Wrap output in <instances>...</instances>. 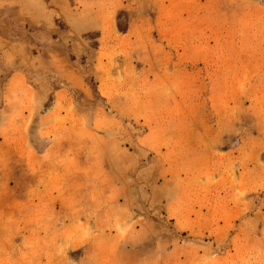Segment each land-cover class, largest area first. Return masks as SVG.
Returning a JSON list of instances; mask_svg holds the SVG:
<instances>
[{
  "label": "rangeland",
  "instance_id": "rangeland-1",
  "mask_svg": "<svg viewBox=\"0 0 264 264\" xmlns=\"http://www.w3.org/2000/svg\"><path fill=\"white\" fill-rule=\"evenodd\" d=\"M10 1L0 7L15 9L14 43L11 53L0 43V62L16 50L25 62L7 92L22 65L0 67V264H40L20 242L38 216L24 206L38 203L44 225L51 212L88 216L75 203L58 212L69 200L59 193L89 174L97 188L100 162L109 204L128 183L157 226L132 242L110 218L109 238L96 246L87 229L85 245L61 247L51 264H264V0ZM137 172L158 200L202 191L204 211L233 206L220 218L234 225L182 229L137 195ZM8 191L26 199L11 208Z\"/></svg>",
  "mask_w": 264,
  "mask_h": 264
},
{
  "label": "crops",
  "instance_id": "crops-1",
  "mask_svg": "<svg viewBox=\"0 0 264 264\" xmlns=\"http://www.w3.org/2000/svg\"><path fill=\"white\" fill-rule=\"evenodd\" d=\"M3 2H11L10 0H3ZM12 2H14L12 0ZM17 9V8H16ZM18 9L23 12V10L18 7ZM12 11L14 12L15 9H6L0 7V43H4L7 46L6 53L12 52L13 47V39L12 34L10 33V30L8 29L12 25ZM19 16H21V13H18ZM39 30H36L38 32ZM18 44V43H15ZM17 52V53H16ZM14 51V56L11 59H6L3 65L0 64L1 69H4L8 67L11 64L20 63L22 66L17 67V69L11 73V75L8 78L7 85H6V92L10 90L9 88V80H12L14 77H24V74L21 73V70L24 71L22 68L24 66L25 62V56L23 51L16 50ZM26 78V77H25ZM57 94H62L63 96H67V90L65 88H61L56 91ZM105 94V93H103ZM150 131V130H149ZM149 131L147 133H149ZM144 134L142 137L144 138L146 135ZM97 166H99V162L97 159H89L86 160L85 164H91L93 163ZM150 163V162H149ZM90 167H92L90 165ZM103 167H109L104 162H100V181L96 178H92V183H97V188H93L89 185V177H86L85 175H82L81 178H75L72 180L71 186H73L69 190H65L60 192L59 194L63 197H66V199L69 200H62L61 206L59 207L58 212H62L65 210V206L68 207L70 204L75 203L77 206H80L81 209L85 211V214L88 216L85 218L77 217L75 215H71L69 217V220H66L64 222H60V217L58 216L56 219H54L55 212L47 213L48 215L52 216V225H48V222L45 223L43 219L45 216H39V213H42V208H39V204L36 203L35 205H26L23 208H26L25 214L30 213H36L38 216H36V222L34 221H27V224H24L23 229L24 232H22V240L20 241L22 245H26L27 247H32L36 253H38L37 260L40 262V264H51V260L54 261V259L57 257V252L61 249V247H66L67 245L74 244L75 241L83 242L84 238L87 237V229L91 230V236L93 238L92 242H94L97 246L99 244L101 237L107 236L109 231L112 232V230H109V222H111L114 218V225L115 229L117 231H126L125 235H120V237L129 238L132 242H138V239L145 237L147 234H149L152 230L155 229L157 226V223L153 225L148 219L151 218L150 213L148 211L142 212L137 211L136 208L133 206L132 203V196L128 195V183H125L122 185L118 191V193H115L113 197L116 195L115 199H112L113 203H117V206L115 204H109L108 202V196H109V190L105 188V182L108 181L107 174L105 173L108 168ZM143 167V168H141ZM148 168V165H143L138 168V171L146 170ZM104 171V173H103ZM88 175V173H87ZM170 178V176H168ZM138 181V196H141L142 193H144V189L148 192V195L144 199H147L146 202H149L151 204L157 203L155 214L157 213V209H161V214L164 215L168 219H175L176 223H180L182 225V229H190L195 228V224L198 223L199 228L201 226L204 228L206 225L211 227V220L212 222V229L214 230V234H220L226 229H230L234 225V221H236L234 218H229V216L220 218L221 215L224 213H230L234 209L227 208L226 210L221 205H213L212 208L208 207L206 211H204V207H201L198 204V199L202 195V191L197 192H188L184 191L181 193V195H178L175 199L173 198H167L164 197L163 200L157 199V193L153 192V186L154 183L151 181H148L146 179H143L142 174H138L137 177ZM95 181V182H93ZM119 182V181H118ZM5 183V182H4ZM148 186V187H147ZM95 187V186H94ZM129 187H131L129 185ZM87 188V190L85 189ZM13 197H12V196ZM131 196V197H129ZM6 198L5 204H8L11 206V208H15V204L13 205V202L10 200H19L21 202L24 201L22 196L19 195H13L10 191H8L7 194L4 195ZM112 197V198H113ZM124 199V200H122ZM216 200V199H215ZM116 201V202H114ZM119 201V202H118ZM217 201V200H216ZM163 202V203H159ZM145 202L141 201V204L143 205ZM162 204V205H161ZM154 208V207H152ZM150 212V211H149ZM160 213L158 214V217L160 216ZM199 213H205V214H211L209 218H206L205 220L209 222H202L201 219L198 218ZM59 214V213H58ZM99 215V217H98ZM213 217V218H211ZM152 219V218H151ZM27 220H29L27 218ZM119 236V235H118ZM16 240V239H15ZM8 243H11V239L6 241ZM120 241L118 243L120 244ZM19 243V244H21ZM89 243V242H88ZM115 243V242H112ZM109 245V244H107ZM28 248L25 251H30ZM33 250H31L32 252ZM108 251V250H106ZM9 256V254H8ZM104 258L100 260V263H107L109 261V254L108 252H105L102 254ZM10 257V256H9ZM53 258V259H50ZM117 258V257H116ZM113 259V258H112ZM62 259H57L56 262H61ZM66 262V260H64ZM85 262V261H84ZM57 264V263H56Z\"/></svg>",
  "mask_w": 264,
  "mask_h": 264
}]
</instances>
